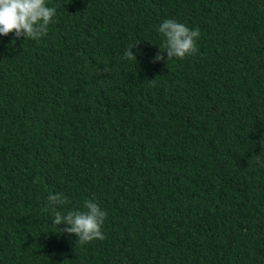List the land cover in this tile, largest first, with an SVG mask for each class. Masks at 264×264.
Segmentation results:
<instances>
[{"label": "trees", "instance_id": "trees-1", "mask_svg": "<svg viewBox=\"0 0 264 264\" xmlns=\"http://www.w3.org/2000/svg\"><path fill=\"white\" fill-rule=\"evenodd\" d=\"M47 2V35L0 36V264H264V0ZM165 19L195 55L152 62Z\"/></svg>", "mask_w": 264, "mask_h": 264}, {"label": "clouds", "instance_id": "clouds-1", "mask_svg": "<svg viewBox=\"0 0 264 264\" xmlns=\"http://www.w3.org/2000/svg\"><path fill=\"white\" fill-rule=\"evenodd\" d=\"M56 12V7L48 6L47 0H0V36L14 34L17 39L23 37L39 40L47 35ZM157 31L163 36L164 42L159 47L161 51L155 56L153 63L164 60V53H167L168 61L173 58L183 60L198 52V29L194 30L174 19H165L158 25ZM135 45L125 51L124 59L136 60L131 50ZM105 71L109 69L106 67ZM152 82L155 83V80ZM254 162L264 167V159L260 155L255 156ZM48 203L54 212L53 224L63 225L64 227H60L62 233L75 235L77 243L84 245L105 238L102 228L107 213L94 199L85 201L84 210H70L66 214L56 210V206L69 203L63 193L50 195Z\"/></svg>", "mask_w": 264, "mask_h": 264}]
</instances>
